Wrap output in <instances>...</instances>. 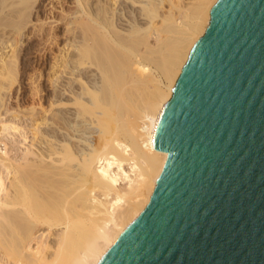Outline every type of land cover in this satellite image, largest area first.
I'll return each instance as SVG.
<instances>
[{
  "label": "bare ground",
  "instance_id": "obj_1",
  "mask_svg": "<svg viewBox=\"0 0 264 264\" xmlns=\"http://www.w3.org/2000/svg\"><path fill=\"white\" fill-rule=\"evenodd\" d=\"M74 1L66 40L48 70L53 85L64 76L81 89L39 96L38 108L4 109L27 119L3 118L1 96L18 77L19 50L16 43L15 50L7 45L9 56L0 51V264H99L150 200L168 155L156 148L159 115L217 2L126 0L140 4L144 23L125 24L113 20L120 0H105L107 9ZM32 2L7 8L22 17L19 28L31 22ZM86 64L100 84L84 80ZM150 65L156 72L147 73Z\"/></svg>",
  "mask_w": 264,
  "mask_h": 264
},
{
  "label": "water",
  "instance_id": "obj_2",
  "mask_svg": "<svg viewBox=\"0 0 264 264\" xmlns=\"http://www.w3.org/2000/svg\"><path fill=\"white\" fill-rule=\"evenodd\" d=\"M163 104L167 152L99 264H264V0H217Z\"/></svg>",
  "mask_w": 264,
  "mask_h": 264
},
{
  "label": "rangeland",
  "instance_id": "obj_3",
  "mask_svg": "<svg viewBox=\"0 0 264 264\" xmlns=\"http://www.w3.org/2000/svg\"><path fill=\"white\" fill-rule=\"evenodd\" d=\"M15 1L19 2L21 0H15ZM15 1H13V3H12L11 0H7L8 3L6 2L7 3L6 4L4 0H0V41H2V43L0 42V44H1L0 47H2V48H0V51H1V53L3 52L1 55L7 53L9 56L10 51H8V49L10 47L8 48V46H11L12 44L14 45V47H13L14 50L16 48L19 50V51L16 50V52L18 51L16 54L19 55V57H18L19 58V60H18V67L19 68H18L17 72L15 73V75L18 74V77H17V75H16V77L14 76V80L12 81L13 86L11 85L10 89L8 88L9 91L6 89L8 92H6V90L3 91L2 96L4 95L5 97L1 96V102L2 103L1 102L0 103L2 105L1 110H3L2 114L3 115L5 114L3 116V118L6 117L8 119V117H10V118H15V119L19 118V119L23 120V118L27 119L25 117V115L21 116V114L18 113V115L20 117H18V116L16 117V116H14V112H13V114H12V112H9V113L8 112L4 113V112L6 111V109H9L11 111V109L15 105H16L15 107H25L27 105V103H28V105H34L35 107L38 108V107H40V105H39L40 99L38 98L39 96H52L53 93L57 94L58 96H69L70 94H69L67 89L70 88L74 91L81 89V88H79V87H81V85H80L81 83L78 79H77L78 80L77 81L76 79L64 77V76L63 77L61 76V78H58L57 81L55 82V85H53L52 80L50 78V74H49V70H50L49 66L51 63L50 61H52V57L56 53L58 54V50L60 51V48H61L60 46H62L60 44H63L66 40V39H63V36L66 37L67 36L66 34L68 33L66 31H68L67 27H69L70 24H68L67 22L72 19V15H70V14H72V11L75 10L76 7H73V6H75L74 0H70V2H69V0H67L68 2L66 0H59L62 3L58 2L56 0H53V1L52 0H32L35 4L32 2V4H31L32 6L29 5L31 7L27 8L29 10V12L27 10V15L31 16V18L28 17V20H29V18L31 20V22L29 21L30 23H32L35 19H37V20H35V22H33V24L35 23V25H32L30 23L28 24L26 21V23H23L24 27L21 26L22 28H19L18 27L19 25L16 26L15 22L19 20L17 22V23H19L22 17L19 15L20 18L17 19L18 16L14 17V16L18 15V14H14L15 11H11V12H10V10L8 11L9 7L10 8L13 7L12 10H16L18 4H15L16 5V7H15V5H13L14 3H16ZM64 1H65V3H64ZM71 1H72V3H71ZM92 1H94L93 5H90V6L94 7V5L96 3L95 8H97V6H98V8L104 7V5H105L104 8L107 9L110 5L109 3H106L108 1H105V0L102 3L99 2V0H97V1L92 0ZM55 2L58 4H56ZM42 3H44V4H42ZM48 3H49L50 8L53 6L52 9H49ZM50 3L52 6L50 5ZM104 3H106V4H104ZM9 4L12 6H8ZM89 4H91V1L89 2ZM5 5H7V6H5ZM19 5H21V4H19ZM56 6L58 7L57 10H56V8H57ZM114 6L119 7V8L117 7V11L113 15L114 21H116L118 19L117 22L122 20L123 23L129 24V22H131V21L133 22L134 20L135 21L137 20L140 23L142 22V24L144 23V20L141 18L142 16H141L140 4L137 5L136 3H134V4L131 2L129 3L126 0H122V1L120 0V3L119 4L116 3ZM54 7H55V9H54ZM64 8H66L68 11ZM69 8L71 11L69 10ZM48 9L50 12H47ZM60 9H62V10H60ZM30 10H31V12H30ZM64 10L66 11L64 13L65 15L62 14L64 12ZM8 12H10V13H8ZM59 12H62V13H59ZM67 12H68V15H67ZM12 13L14 16L12 15ZM43 15H44V17H43ZM49 15L52 17H50ZM34 16L37 18H35ZM39 17L42 18V19H40V20H42V22L40 21V23H37V21L39 22V20H38ZM59 17H60V20H59ZM65 18H67V19H65ZM120 18H122V19H120ZM56 19H58V20H56ZM43 20H44V22H43ZM52 20H53V23H51ZM55 20L58 21V22H56V24H55ZM62 20H64V21H62ZM11 21H12V23H14L13 25H10V24H12ZM47 21H49L50 23ZM45 22H47V23L45 24ZM41 23H42V25H41ZM63 23H64V25H62ZM37 24H40V25H37ZM32 26H33V30L30 28ZM34 26H36V27L34 28ZM64 26L65 27L67 26V27L65 28ZM125 26H127V25H125ZM14 27H16L15 31H13ZM63 28H65V29H63ZM19 29H21V31H19ZM34 29H35V31H34ZM28 30H32V31H29L30 34H29V32H27ZM22 31H23V33H22ZM76 31H75V33L77 34L78 31L77 32ZM59 32H60V34H57ZM59 35H60V37H59ZM20 37H21V39H20ZM24 37H26V38H24ZM55 38H57V40ZM18 39H19V41H18ZM16 43H17V45H16ZM4 44L6 46L7 45L8 46L4 47L5 46ZM15 45H16V48H15ZM34 45H35V47H34ZM3 47L5 48V50L3 49ZM25 64H27V65H25ZM93 67L94 66L93 65L90 66V64H86L83 67L82 73L85 74V76H86L84 78V80L88 81L89 84H92L95 81L100 84L101 83V77L98 76L99 75L98 72L97 71L95 72ZM153 72H156V68L154 66L150 65V67L147 69V73H153ZM48 74H49V76H48ZM16 78H17V80H16ZM142 89H143V87L137 88V93L140 96L143 94V92L147 93V91H144V89L143 90ZM50 90H52V91L50 92ZM62 90H63V92H62ZM64 91H66V92L64 93ZM146 93H145V96H146ZM15 96L17 97V99L18 98L19 99L17 100L15 98ZM24 96H25L26 100H25ZM143 96H144V94H143ZM34 97H36L37 99L35 98L36 99L35 100ZM23 98H24V100H23ZM29 98L30 99L32 98L34 100H32V99L30 100ZM3 99H4V101H3ZM33 101H35L34 104H33ZM18 102H20L21 104L24 103L26 105H23V104H22L23 106L21 104L19 105ZM29 102H32V104L31 103L29 104ZM37 103H38V106H37ZM3 106H5V107H3ZM10 107H11V109H10ZM4 109H5V111H4ZM10 113H11V116H9ZM7 114H8V116H7ZM21 117H23V118H21ZM28 120H29V118H28Z\"/></svg>",
  "mask_w": 264,
  "mask_h": 264
}]
</instances>
